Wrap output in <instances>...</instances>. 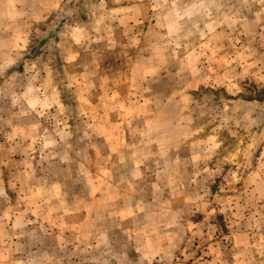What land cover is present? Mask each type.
<instances>
[{"label":"clouds","instance_id":"1","mask_svg":"<svg viewBox=\"0 0 264 264\" xmlns=\"http://www.w3.org/2000/svg\"><path fill=\"white\" fill-rule=\"evenodd\" d=\"M196 238L264 264V0H0V264Z\"/></svg>","mask_w":264,"mask_h":264},{"label":"rangeland","instance_id":"2","mask_svg":"<svg viewBox=\"0 0 264 264\" xmlns=\"http://www.w3.org/2000/svg\"><path fill=\"white\" fill-rule=\"evenodd\" d=\"M220 184V181L217 180V185ZM217 188H213L214 194L216 193ZM203 219V218H201ZM218 219L222 222V217H218ZM207 247V245L202 244L199 240V238H196L193 240L191 248L189 250V254L187 257V264H202L201 257L203 256L205 259H208L207 256H205L204 249Z\"/></svg>","mask_w":264,"mask_h":264}]
</instances>
